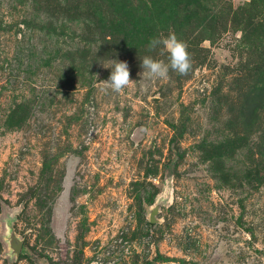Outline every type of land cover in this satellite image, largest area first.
Listing matches in <instances>:
<instances>
[{
  "label": "rangeland",
  "instance_id": "obj_1",
  "mask_svg": "<svg viewBox=\"0 0 264 264\" xmlns=\"http://www.w3.org/2000/svg\"><path fill=\"white\" fill-rule=\"evenodd\" d=\"M0 264H264V0H0Z\"/></svg>",
  "mask_w": 264,
  "mask_h": 264
},
{
  "label": "clouds",
  "instance_id": "obj_2",
  "mask_svg": "<svg viewBox=\"0 0 264 264\" xmlns=\"http://www.w3.org/2000/svg\"><path fill=\"white\" fill-rule=\"evenodd\" d=\"M169 54V62L155 60L151 56H144L142 68L144 74L152 79H167L170 69L180 75H187L192 68V60L185 41L179 40L174 32L165 36L153 37L148 44V51L161 47ZM163 54V53H162ZM111 74L107 80L99 81L101 90L119 93L133 81L130 79V70L126 61L113 60ZM97 78V77H96Z\"/></svg>",
  "mask_w": 264,
  "mask_h": 264
},
{
  "label": "water",
  "instance_id": "obj_3",
  "mask_svg": "<svg viewBox=\"0 0 264 264\" xmlns=\"http://www.w3.org/2000/svg\"><path fill=\"white\" fill-rule=\"evenodd\" d=\"M162 201L163 196L160 195L156 197L154 203L148 208L147 219L149 222H155L157 220L155 215L158 212L159 205L162 203ZM3 239L8 249V255L10 257H17L21 250L22 239L15 234L10 220H5Z\"/></svg>",
  "mask_w": 264,
  "mask_h": 264
}]
</instances>
